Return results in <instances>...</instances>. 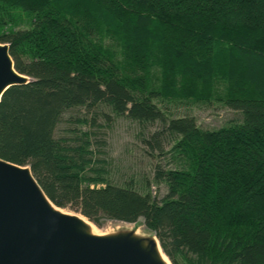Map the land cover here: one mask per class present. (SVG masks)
<instances>
[{
    "label": "trees",
    "instance_id": "1",
    "mask_svg": "<svg viewBox=\"0 0 264 264\" xmlns=\"http://www.w3.org/2000/svg\"><path fill=\"white\" fill-rule=\"evenodd\" d=\"M0 43L31 79L0 102V159L57 208L143 223L172 264H264V0H0ZM181 100L241 121L205 130L169 116ZM80 110L156 127L143 142L170 155L165 197L111 183L75 124L58 135Z\"/></svg>",
    "mask_w": 264,
    "mask_h": 264
},
{
    "label": "water",
    "instance_id": "2",
    "mask_svg": "<svg viewBox=\"0 0 264 264\" xmlns=\"http://www.w3.org/2000/svg\"><path fill=\"white\" fill-rule=\"evenodd\" d=\"M30 82L16 70L10 46L0 43V102L9 89ZM162 253L154 234H94L49 200L30 167L0 159V264H170Z\"/></svg>",
    "mask_w": 264,
    "mask_h": 264
},
{
    "label": "rangeland",
    "instance_id": "3",
    "mask_svg": "<svg viewBox=\"0 0 264 264\" xmlns=\"http://www.w3.org/2000/svg\"><path fill=\"white\" fill-rule=\"evenodd\" d=\"M167 113L171 117L192 116L197 120L198 125L205 130H216L241 121L238 112L226 108L217 101L206 103L176 101L171 103V108ZM66 119L59 127L58 135L70 132L69 130L74 128L72 124L76 125V129L90 133L92 135V150L95 151L99 159L104 161L109 174L108 180L111 183L120 186L132 184L140 190L145 189V186L150 184L154 197L158 200L165 197L167 188L164 185L155 184L153 180L155 167L162 164L167 168H173L174 165L170 163V155L161 156L143 142V139L148 138L147 136L155 131V126L142 127V125L127 118L105 117L100 112L88 113L85 110L75 112L71 118ZM75 119L82 121L77 123ZM170 148L171 146H167L165 151L168 153ZM61 210L82 216L69 209ZM86 220L90 222L88 219ZM91 224L100 235L110 234L120 229H135L141 235L152 234L143 223L134 225L108 221L102 227H97L94 223ZM168 261L172 264L170 260Z\"/></svg>",
    "mask_w": 264,
    "mask_h": 264
},
{
    "label": "bare ground",
    "instance_id": "4",
    "mask_svg": "<svg viewBox=\"0 0 264 264\" xmlns=\"http://www.w3.org/2000/svg\"><path fill=\"white\" fill-rule=\"evenodd\" d=\"M79 217L82 218L84 221H86V222L92 227V230H93V233H94V234H96V235H100L97 231L94 230L92 224H91L90 222H88V221L86 220V218H84V217H82V216H79ZM162 255H163L164 259L169 263L167 257H166L163 253H162Z\"/></svg>",
    "mask_w": 264,
    "mask_h": 264
}]
</instances>
